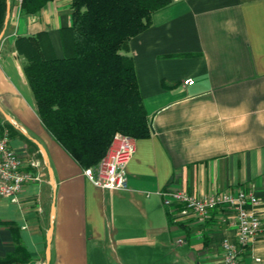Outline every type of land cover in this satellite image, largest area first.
<instances>
[{"label": "crops", "instance_id": "obj_1", "mask_svg": "<svg viewBox=\"0 0 264 264\" xmlns=\"http://www.w3.org/2000/svg\"><path fill=\"white\" fill-rule=\"evenodd\" d=\"M70 24L71 0L6 10L0 123L11 124V147L42 163L17 202L0 198V259L20 245L24 264H213L222 238L235 239L233 216L171 214L169 223L159 191L181 188L251 191L260 225L237 264H264V0H172L129 40L151 134L133 139L120 189L94 185L44 127L14 45L45 31L60 57V28Z\"/></svg>", "mask_w": 264, "mask_h": 264}, {"label": "trees", "instance_id": "obj_2", "mask_svg": "<svg viewBox=\"0 0 264 264\" xmlns=\"http://www.w3.org/2000/svg\"><path fill=\"white\" fill-rule=\"evenodd\" d=\"M45 1L23 0L21 7L35 11ZM171 1L71 0V24L60 28V57L45 31L15 39L40 121L82 168L105 155L115 132L134 139L150 136L133 58L126 50L129 40L149 27L152 13ZM5 14V0H0V31ZM4 125L11 129L9 122ZM2 128L0 123V133ZM166 214L172 223L171 213ZM28 257L16 245L0 262L24 264Z\"/></svg>", "mask_w": 264, "mask_h": 264}, {"label": "built area", "instance_id": "obj_3", "mask_svg": "<svg viewBox=\"0 0 264 264\" xmlns=\"http://www.w3.org/2000/svg\"><path fill=\"white\" fill-rule=\"evenodd\" d=\"M23 0H5L6 10L11 2L20 6ZM191 78L183 83L191 84ZM133 139L115 132L105 155L93 166L82 168L83 175L101 188L120 189L125 186V167L134 152ZM41 160L35 152L20 153L9 143L8 129L0 133V198L17 202L19 193L28 182L40 180ZM163 205L171 214H191L197 223H204L215 210L232 214L236 228L235 239L223 237L222 256L213 264H237L239 249L247 246L258 235L260 219L253 208L257 197L251 191H213L195 195L181 188L159 191ZM221 220H225L222 216Z\"/></svg>", "mask_w": 264, "mask_h": 264}, {"label": "water", "instance_id": "obj_4", "mask_svg": "<svg viewBox=\"0 0 264 264\" xmlns=\"http://www.w3.org/2000/svg\"><path fill=\"white\" fill-rule=\"evenodd\" d=\"M1 33V32H0Z\"/></svg>", "mask_w": 264, "mask_h": 264}]
</instances>
